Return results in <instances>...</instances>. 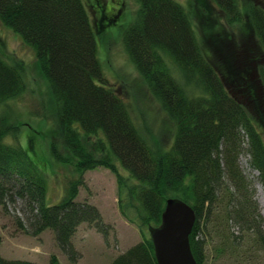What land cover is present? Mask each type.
Listing matches in <instances>:
<instances>
[{
	"label": "trees",
	"instance_id": "16d2710c",
	"mask_svg": "<svg viewBox=\"0 0 264 264\" xmlns=\"http://www.w3.org/2000/svg\"><path fill=\"white\" fill-rule=\"evenodd\" d=\"M138 1L136 21L124 32L123 43L149 92L175 125L169 150L147 142L122 98L109 86L98 59V36L82 0H0V22L33 50L51 91L60 146L52 143L50 155L78 174L68 182L61 201L45 203V180L19 144L20 126L5 112L7 103L25 90L23 68L0 56V202L19 205L29 235L51 230L57 248L74 263L80 253L72 239L80 225L103 237L110 231L98 208L77 201L84 173L105 168L117 179L120 215L137 226L142 238L110 264H158L149 230L160 226L170 199L194 210L189 243L197 264H207L210 235L218 238L220 257L236 253V239L242 237L231 233L232 224L251 233L264 251L255 191L240 162L247 155L264 192V141L254 122L259 115L252 114L237 93L244 94L250 86L251 94L258 90L264 95V63L256 66L255 61V80L244 75L238 80L218 57L204 54L190 14L176 0ZM210 1L229 25L244 24L238 0ZM247 20L264 50V10L252 6ZM188 87L200 94L188 93ZM9 138L15 143L7 142ZM0 264L39 263L0 255ZM46 264L60 262L51 255Z\"/></svg>",
	"mask_w": 264,
	"mask_h": 264
},
{
	"label": "rangeland",
	"instance_id": "374dc122",
	"mask_svg": "<svg viewBox=\"0 0 264 264\" xmlns=\"http://www.w3.org/2000/svg\"><path fill=\"white\" fill-rule=\"evenodd\" d=\"M82 1L98 36V59L109 86L122 98L136 128L147 142L162 150H169L175 138V125L149 92L123 43L124 32L136 21L139 1ZM176 1L190 14L196 37L208 58L216 60L218 57V61L228 67V74L238 80L242 75L249 81L258 78L253 67L256 60V66L259 61L264 63V50L250 29L247 14L252 6L264 10V0H238L245 20L244 24L235 25H229L225 16L217 11L210 0ZM102 9L107 12V18L99 21ZM0 56L7 63H19L23 68L25 90L7 103L5 112L8 111L11 120L20 126L19 144L45 180V203L54 205L63 199L68 182L77 178L78 174L71 165L56 162L50 155L52 143L60 146L50 88L33 50L1 22ZM167 63L177 71V67L169 59ZM245 70L249 73L244 72ZM181 82L183 83L182 80ZM255 86L258 89V84ZM251 89L247 86L244 94L237 92L238 96L241 101L248 103L252 114L259 115L258 118L255 115L256 121L259 119L264 122V95L258 90L253 95ZM187 92L200 94L191 87L187 88ZM1 112H4L2 108ZM256 121V129L264 141V126ZM7 142L15 143L11 138ZM240 162L244 175L255 191L253 199L262 217L264 229V192L258 184L257 172L249 168L247 155L244 154ZM119 171L127 175L121 166ZM83 181L84 184L78 189L77 201L87 202L98 208L103 222L110 227L107 237L86 224L80 225L72 239L80 258L73 263L57 248L51 230H45L36 237L29 235L24 230L25 220L19 205L4 201L0 202V255L7 260H25L39 264H46L51 255H55L60 264H110L116 256L138 243L142 239L139 229L119 213L115 174L108 169L97 168L84 173ZM231 233L242 237L241 241L236 239L239 243L236 253L227 252L220 257L216 251L218 238L214 240L210 235L205 248L207 264H264V251L253 240L251 233H242L234 224L231 225Z\"/></svg>",
	"mask_w": 264,
	"mask_h": 264
},
{
	"label": "water",
	"instance_id": "95a60500",
	"mask_svg": "<svg viewBox=\"0 0 264 264\" xmlns=\"http://www.w3.org/2000/svg\"><path fill=\"white\" fill-rule=\"evenodd\" d=\"M195 220L189 205L179 199L167 201L160 226L149 230L158 264H197L189 243Z\"/></svg>",
	"mask_w": 264,
	"mask_h": 264
},
{
	"label": "flooded vegetation",
	"instance_id": "af4514ba",
	"mask_svg": "<svg viewBox=\"0 0 264 264\" xmlns=\"http://www.w3.org/2000/svg\"><path fill=\"white\" fill-rule=\"evenodd\" d=\"M103 10H104V9H102V11H101L102 18H107V17H106V13H107V12H103ZM101 14H100V16H101Z\"/></svg>",
	"mask_w": 264,
	"mask_h": 264
}]
</instances>
